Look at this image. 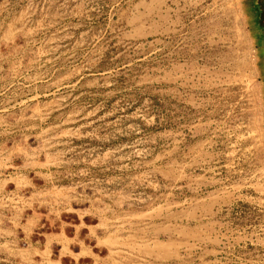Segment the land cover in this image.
I'll list each match as a JSON object with an SVG mask.
<instances>
[{"label":"rangeland","instance_id":"obj_1","mask_svg":"<svg viewBox=\"0 0 264 264\" xmlns=\"http://www.w3.org/2000/svg\"><path fill=\"white\" fill-rule=\"evenodd\" d=\"M259 1L0 0V264H264Z\"/></svg>","mask_w":264,"mask_h":264},{"label":"trees","instance_id":"obj_2","mask_svg":"<svg viewBox=\"0 0 264 264\" xmlns=\"http://www.w3.org/2000/svg\"><path fill=\"white\" fill-rule=\"evenodd\" d=\"M260 2V1H259ZM259 4V3H258ZM260 4L263 6L262 7V14L264 15V3L263 2H260Z\"/></svg>","mask_w":264,"mask_h":264}]
</instances>
